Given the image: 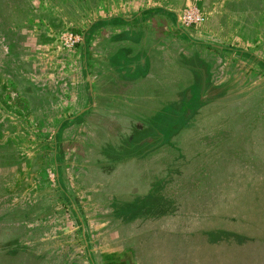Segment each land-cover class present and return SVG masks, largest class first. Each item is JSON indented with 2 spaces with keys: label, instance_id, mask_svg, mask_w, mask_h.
Instances as JSON below:
<instances>
[{
  "label": "rangeland",
  "instance_id": "1",
  "mask_svg": "<svg viewBox=\"0 0 264 264\" xmlns=\"http://www.w3.org/2000/svg\"><path fill=\"white\" fill-rule=\"evenodd\" d=\"M1 1L21 29L7 44L9 54L26 56L31 62L28 68L40 73L43 63L48 61L53 68L43 72L54 71L59 77L69 78L71 87L83 94V47L78 44L71 50L62 49L59 39L65 33L78 34L82 39L84 36L87 63L95 64L100 59L102 41L111 33L109 27L102 31L104 28L98 23L111 18L126 20L134 28L147 29L158 38L167 35L172 47L183 44L190 48L180 39L182 33L192 41L216 46H195L198 57L187 60V64L198 65L200 73L206 72L209 77H200L202 87L207 89L205 96H200L194 74L189 68L182 69L174 59V48L164 41L137 39L135 33L126 40L117 35L114 44L132 43L145 54L134 49L118 51L113 62L121 66L130 64L134 70L131 79L135 83L145 80L150 92L112 119L102 113L105 126L86 147H91L89 180H110L111 221L138 216L141 209L134 213L135 207L127 215L121 209L116 212V202L140 199L134 195L127 197L140 189L151 188L150 195L174 201L172 207L161 209L163 215L174 217L168 221L150 218L151 208L141 215L148 217L146 228L154 230L135 243L140 246L145 239L139 258L146 264H264V77L254 63L226 51L241 50L264 62V0ZM196 1L205 14V22L195 30L177 29L175 15ZM156 8L168 15L146 16L148 9ZM188 52L184 57L189 56ZM98 68L99 65H87V75L93 77ZM11 92L13 101L8 107L21 118L26 129L22 127L23 138L18 141L25 154V166L22 183L18 174L15 178L13 174H0V264H37L39 259L20 242V235L29 232L27 223L32 207L19 194L21 188L33 184L28 193L36 192L39 198L56 201L52 144L33 129L27 101L22 99L18 106L21 99L14 89ZM74 100L73 96L71 102ZM205 100H213L215 106L211 103L204 107L208 104ZM59 116L60 112L54 117ZM84 132V127L70 129L75 138ZM74 141L65 146L69 148L68 156L61 161L64 167L58 168V173L60 184L77 205L79 200L86 199L88 190L76 176L80 170L76 157L86 154L79 149L85 144ZM6 164L0 161V170ZM7 168L15 170L8 164ZM149 197L152 196L148 200ZM79 209L88 235L83 241L75 236L77 225L68 210L65 215L70 218L64 232L75 233L80 254H84L86 243L92 264H113V259L126 261L123 256L100 254L115 241L108 238V229L89 220L96 210L84 205H79ZM172 221L174 225H170ZM129 242L122 241L125 245ZM81 264L88 261L82 258Z\"/></svg>",
  "mask_w": 264,
  "mask_h": 264
},
{
  "label": "trees",
  "instance_id": "2",
  "mask_svg": "<svg viewBox=\"0 0 264 264\" xmlns=\"http://www.w3.org/2000/svg\"><path fill=\"white\" fill-rule=\"evenodd\" d=\"M25 15L26 13L22 15V18ZM153 15L168 14L166 11L157 8L146 11V16L150 17ZM15 21V18L7 10V5L0 0V160L4 161V158H6L7 164L12 166L25 159L23 147L18 145V141L23 138L21 129L22 127L24 128V124L21 123L19 118L8 107L5 97L6 91L11 88L22 99L27 101L28 113L32 117V125L36 133L41 135L42 138H45L44 136L49 138V135L55 133V139H51L50 143L54 142V146L52 144L51 161L57 176L55 178L57 189L55 202L45 197L39 198L36 192L31 194L26 193L23 196V199L32 207V214L27 223L29 232L23 239V243L39 259L37 264H81L82 258L86 259L88 264H92L90 255L88 254V247L84 248L83 255L78 250L79 247L76 242L78 241L77 237L79 238V234L75 235V233L64 232L66 220L70 217L74 218V213L70 208L72 198L66 192L65 187L59 182L58 168L64 167L61 161H64L63 159L68 156L67 152L69 148L65 146L74 143V139H76L78 144H85V147L79 148L80 151L86 152V154L76 157L77 164L79 165L78 169H80L76 176L79 178L80 176L81 178L86 176L88 168V148L86 147L87 144L91 143L92 135L98 125L95 123V120L85 122L81 127L86 128V132L81 134L79 138L71 135L70 129L72 127L64 133H57L62 124H67L69 121V118L57 119L54 117L55 114L60 112V104L69 102L73 96L75 98L74 103H78L83 93L75 87L72 88L70 79L63 75L59 77L58 72L47 71L40 73L36 70H30L27 65L31 62L26 59V56L9 54L7 50L8 42L12 40V37L18 31H21L20 26ZM99 24L101 27L110 25L118 27L121 24H123L122 26H127L129 22L119 18H111L100 21ZM161 38L163 37L158 38L155 36L156 40ZM86 44L83 36L79 47H83L81 60L84 75L87 74ZM226 51L233 52L235 56L243 60L248 59L254 63L258 67L260 74L264 77L263 61L241 50L226 48ZM90 63L91 65L93 64L92 62ZM225 86L226 83H223L222 87L225 88ZM79 115V111L71 113L72 119L77 118ZM74 128L76 129L77 127ZM91 188L93 189L91 190ZM91 188V192L94 191L96 193L102 190V187L101 189H99L100 187ZM168 203L172 204L173 200L170 199ZM90 209L96 210V214L94 213L95 215L91 216L93 222L102 226L106 213L99 208ZM66 210H68L70 217L69 215H65ZM101 234H104V232L101 231ZM74 235L77 237H74Z\"/></svg>",
  "mask_w": 264,
  "mask_h": 264
},
{
  "label": "crops",
  "instance_id": "3",
  "mask_svg": "<svg viewBox=\"0 0 264 264\" xmlns=\"http://www.w3.org/2000/svg\"><path fill=\"white\" fill-rule=\"evenodd\" d=\"M109 27V29L111 30V33L108 35V37H106V40L102 41V46L99 48V54H100V59L99 62H97L95 64V62L93 63L94 65H99L98 70L96 71L97 73L91 77L87 74L84 75V82H85V91L84 94L82 95L80 101L78 103H72L71 100L72 98H70L69 102H63L60 104V116L57 119H66L69 118V121L67 124H62L61 128H59L57 133H64L66 130L70 129L71 127H81L83 126V124L85 122H90L92 120H95V123L98 125L96 131L93 133L92 135V139H91V143L94 140V136L96 134V132L98 130H101L104 126H105V122H106V118L104 117V115H102V113L107 114V117L109 119H112L117 112L121 111L124 112L126 110H128L129 108H132L134 105L138 104L139 102L142 101V99H144L146 97V95L150 92V90L147 89L146 87V81L145 80H141L138 82H134L130 75L131 73L134 71L133 68H131L130 64H127L126 66H121V65H117L113 62V55L116 54V52L118 51H129L130 49H134L136 53L142 52L144 53V51L140 50L138 47H134L132 45V43H127V42H123L120 44H114V40L118 41V36L117 35H122L120 38L126 40V37L132 38L131 35L132 33H135V36H137V39L143 38L145 41H149L151 43H156L159 41H164L165 44L171 48H174V50L176 51V57H174V59H177V64L180 65V67L183 69H187L189 68L190 71L194 74L195 76V80H196V84L198 86V90H199V95H204L205 92L207 91V89L203 88L201 83H200V77H202V79L206 78L205 76H207L206 72L205 75L200 73V68H198L199 66L196 65L195 67L190 66L189 64H187V60L188 59H196L197 54H196V50L193 49V47L197 46L199 48H216V46L214 45H206L205 43H202V41H192L191 39H188V37L186 36L185 33H182L181 35V40L185 41L186 43H188V45L190 46V48H186L185 46H183V44H181L182 46H171V43L169 44L170 40H167V35L163 36V38L156 40L155 39V35L153 33H151L149 30L147 29H142V28H138V27H133L131 25H127V26H103L104 29H102V31H105V28ZM121 33V34H120ZM125 33V34H124ZM187 33V32H186ZM186 38V39H185ZM110 40L112 43H110ZM121 42V41H120ZM116 43V42H115ZM187 45V46H188ZM124 49V50H122ZM189 52H188V50ZM193 49V50H192ZM186 51L189 53V56L184 57V53H186ZM129 54V53H128ZM145 54V53H144ZM130 55V54H129ZM138 54H135V56ZM140 56V55H139ZM146 56V55H145ZM141 61V60H140ZM190 62L192 60H189ZM142 63V62H141ZM91 63H86V65H90ZM43 68H41V72H43V69H50L53 68L52 65H50V63H48V61H45V63H43L42 65ZM126 67V68H124ZM188 69V70H189ZM202 69V68H201ZM136 70L138 69V66H136ZM202 71V70H201ZM203 72V71H202ZM204 73V72H203ZM207 78H209L207 76ZM150 87V86H149ZM12 89H8L6 91L5 97H6V101L8 103L12 102ZM188 92V91H187ZM187 92L185 93V96L187 94ZM1 93V92H0ZM19 95V94H18ZM16 96V94H15ZM205 96V95H204ZM19 98L21 99L20 102L18 101V106H20L22 104V98L21 96H19ZM77 98V97H76ZM17 101V98H16ZM206 104L204 107L209 106V104L212 103V106L214 107L215 104L213 103V100H205ZM15 107H17V105H15ZM73 108H75L74 110H72ZM17 109V108H16ZM73 111H79L80 115L75 118L72 119L71 117V113ZM208 115V114H207ZM210 117V114L206 117V119L208 120V118ZM204 119V118H203ZM203 119H200L203 121ZM19 120L22 122L21 118H19ZM200 121V123L202 122ZM23 123V122H22ZM24 124V123H23ZM198 127V126H197ZM54 134H51V136L48 138L49 140H53L55 139ZM56 136V135H55ZM206 138V137H205ZM38 142V141H37ZM53 146H54V142H52ZM91 147L88 148V153L90 151ZM33 152V150H32ZM2 161V160H0ZM4 163H7V159L4 158ZM89 163H91L90 161V153L88 154V168H87V174L86 176L82 177L80 176L79 178V183L81 184L82 187H86L88 190V193L86 196L85 200H79L77 205H74L73 203L70 204V208L72 209L73 213H74V218L76 221V225H77V230L79 231L77 234H79V238L85 239L86 236L88 235V231L86 229V220H84V217L82 215H80V209H79V205H84L86 207L90 208H99L102 209L103 212L106 213V217L105 219H103L102 222V226H100V224L98 225V227H104L106 229H108V238L111 241H115L114 244H111L110 246L106 245L105 248L102 249L101 251V255L104 256H108L109 254L114 255L116 258L119 257H125L126 261L121 260L120 262L117 259H113L112 261H114L113 264H124L125 262H127L128 264H146L145 260L140 259V255H141V251L139 250L141 247L144 248L145 246H143L142 244H144V240H141L140 242V246L139 245H135L136 241L138 238H140L141 236L146 237V233H150V231H154V230H148L146 228V221L148 220L147 216H142L141 215L144 213L146 214V209L147 208H151V216H149L150 218H153L154 220H159L162 218H165L166 221H168L170 218H174L171 216H168L167 214H162V210L163 208H170L172 207V205H175L174 201L172 203V205H170L168 202V200H163L160 195L157 196H153L150 195L151 194V188L148 189L147 191L140 189L139 192H137V194L133 193L130 194L127 197H131V196H136V198H140V199H135L134 201L130 202V203H119L116 202L119 207L117 208L116 212H119L118 209H121L120 212L121 213H125L126 215L132 211V207H135L134 213L137 212L138 210L141 209L140 213L138 214L137 217H132L131 218H126V219H116L115 220H110L109 216H108V203L111 197V189H110V180H106L104 182H90V176H91V172H90V165ZM14 166L15 170H10L7 171V164L6 166L3 167V170H0V174H5V175H10L13 176V178L16 177V175L18 174L19 176V183L23 182V176H24V161H20L18 163H15V165L9 166V168L12 169V167ZM26 167H28V165L26 164ZM18 170V172H17ZM33 170V169H32ZM36 170V169H35ZM13 174V175H12ZM30 176H34L33 173L30 174ZM56 173H55V178H56ZM33 183V182H32ZM33 184H31V186L29 188H21L20 190V198H23V196L28 193L29 191H31V187ZM91 187H100V190L98 193L96 192H91L90 188ZM31 188V189H30ZM163 188V187H162ZM148 196H152L149 197L151 199L148 200ZM166 201H168L166 203ZM178 206V205H177ZM156 208H159L160 211L157 212V210H155ZM127 210V212H126ZM114 211V209H113ZM156 215H154V214ZM86 218V217H85ZM147 218V219H146ZM89 220L93 221V219L91 217H89ZM115 222L116 226H112V223ZM170 225H174V221L171 222ZM110 228V229H109ZM112 228V229H111ZM159 231V230H158ZM105 232V231H104ZM147 233V234H148ZM27 234H25L23 237H21L20 235V242L22 243V245L24 247H26L23 243V239L25 238ZM122 241H130L129 243H126V245L124 243H122ZM83 243L84 248H86L87 246H85ZM146 245V243H145ZM90 254V252H89Z\"/></svg>",
  "mask_w": 264,
  "mask_h": 264
},
{
  "label": "built area",
  "instance_id": "4",
  "mask_svg": "<svg viewBox=\"0 0 264 264\" xmlns=\"http://www.w3.org/2000/svg\"><path fill=\"white\" fill-rule=\"evenodd\" d=\"M197 1L200 2L201 0ZM197 1L175 15L174 19L177 28L195 30L205 22V14L197 6ZM81 42L82 38L78 34H72L70 32L61 35L59 39L60 47L65 50H71Z\"/></svg>",
  "mask_w": 264,
  "mask_h": 264
},
{
  "label": "flooded vegetation",
  "instance_id": "5",
  "mask_svg": "<svg viewBox=\"0 0 264 264\" xmlns=\"http://www.w3.org/2000/svg\"><path fill=\"white\" fill-rule=\"evenodd\" d=\"M177 29H179V30H181V31H184V29H181V28H177Z\"/></svg>",
  "mask_w": 264,
  "mask_h": 264
}]
</instances>
